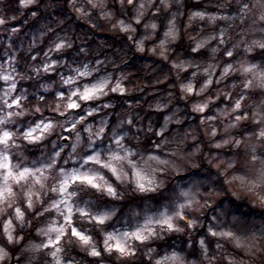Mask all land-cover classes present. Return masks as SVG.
<instances>
[{
	"label": "clouds",
	"instance_id": "obj_1",
	"mask_svg": "<svg viewBox=\"0 0 264 264\" xmlns=\"http://www.w3.org/2000/svg\"><path fill=\"white\" fill-rule=\"evenodd\" d=\"M0 264H264V0H0Z\"/></svg>",
	"mask_w": 264,
	"mask_h": 264
}]
</instances>
